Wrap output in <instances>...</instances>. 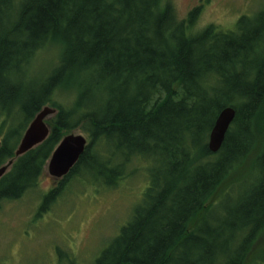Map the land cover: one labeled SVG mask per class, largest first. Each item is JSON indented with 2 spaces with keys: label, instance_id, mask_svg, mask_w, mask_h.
I'll return each instance as SVG.
<instances>
[{
  "label": "trees",
  "instance_id": "16d2710c",
  "mask_svg": "<svg viewBox=\"0 0 264 264\" xmlns=\"http://www.w3.org/2000/svg\"><path fill=\"white\" fill-rule=\"evenodd\" d=\"M200 13L196 7L178 19L170 0H0V22L12 30L0 33V113L13 121L0 167L14 159L42 108L56 110L48 138L1 178L0 207L36 187L61 139L79 129L85 151L44 195L40 213L71 178L110 190L134 159L163 158L160 171L148 174L140 209L92 264H264V250L254 248L264 231V9L239 18L233 30L197 29ZM48 47L57 48L56 61L29 89L24 74ZM88 66L114 87L94 83ZM146 79L149 93L140 88ZM57 92H74L73 104H56ZM229 106L235 118L212 154L208 134ZM250 157L251 180L226 187ZM238 191L246 193L225 212L240 223L218 244L220 225L206 222Z\"/></svg>",
  "mask_w": 264,
  "mask_h": 264
},
{
  "label": "rangeland",
  "instance_id": "374dc122",
  "mask_svg": "<svg viewBox=\"0 0 264 264\" xmlns=\"http://www.w3.org/2000/svg\"><path fill=\"white\" fill-rule=\"evenodd\" d=\"M170 2L178 19H184L193 8L201 7L197 29L212 24L222 30H233L239 18H252L264 9V0ZM56 54L57 48L48 47L36 55L28 72L24 74L25 80L30 83L29 89L42 84L48 68L56 61ZM74 96V92H57L53 100L67 108L73 104ZM8 117L0 113L1 141L13 122ZM77 130H74L72 135H82L86 138L85 134ZM189 143L190 139L187 140V145ZM191 147L192 144L184 146L186 151H191ZM137 160L134 159L130 166L126 167L127 176L110 190L97 189L96 185L89 186L82 182V179L71 178L66 182L61 194L40 213V208L44 206V195L58 187V181L49 176L45 167L36 187L18 200L4 201L1 204L0 264H92L116 237L120 228L127 224L133 213L142 206V197L148 186V174L160 171L163 166V158L159 155L153 156V160L148 162ZM252 162L250 157L243 167L235 170L226 181V187L230 184L236 190L245 184L253 172ZM88 180L87 176L86 181ZM244 193L246 191H238L230 195L229 199L221 200L209 215L206 225L211 228L220 225L221 232L216 243L222 244L226 240L227 233L232 232L229 229L231 225H239L240 222L231 219L225 209L236 206V200ZM222 195L217 197L215 202H218ZM254 248L257 252L264 250V231L260 233Z\"/></svg>",
  "mask_w": 264,
  "mask_h": 264
},
{
  "label": "water",
  "instance_id": "95a60500",
  "mask_svg": "<svg viewBox=\"0 0 264 264\" xmlns=\"http://www.w3.org/2000/svg\"><path fill=\"white\" fill-rule=\"evenodd\" d=\"M235 113V109L231 106L225 107L219 112L208 136L207 149L210 153L216 154L220 150L225 135L235 118ZM55 114L56 110L45 107L34 117L14 152V159L0 167V179L12 166L15 159L38 147L47 139L49 129L45 121ZM86 144V139L81 135L64 137L47 163L46 168L49 176L55 180L66 177L84 153Z\"/></svg>",
  "mask_w": 264,
  "mask_h": 264
},
{
  "label": "bare ground",
  "instance_id": "6f19581e",
  "mask_svg": "<svg viewBox=\"0 0 264 264\" xmlns=\"http://www.w3.org/2000/svg\"><path fill=\"white\" fill-rule=\"evenodd\" d=\"M8 30H9V32H11L12 30H11V28H10V26H9V24H8V20H5V21H3V22H0V33L1 32H3V31H5L4 32V34L6 33V31L8 32ZM5 39H8L9 41L11 40L10 39V37L8 36L7 38L5 37ZM227 56L228 55H225V59L227 58ZM160 57L161 58H163V56L162 55H160ZM166 56H164V58H165ZM86 64H84V66H85ZM211 66H209V68H210ZM88 69L95 75V77L97 78V79H94L93 78V80H94V83H97V84H104V85H106V86H108L109 88H111V87H114V83H113V81H111L112 80V78L111 77H108V78H104V77H101L100 75H98L99 73H98V71L97 70H95V69H93V68H91L90 66H88ZM108 76H110V75H108ZM5 79H7V76L5 77ZM140 84L143 86V87H141L140 86V88H142V89H144L145 90V92H147V93H149V91H148V88H149V82H147V79L146 80H143L142 82H140ZM229 91L230 92H234V91H237V90H234V88H232V89H229ZM1 93V92H0ZM236 94H238L239 92L237 91V92H235ZM220 99L222 98H224L222 95H219L218 96ZM47 108H49L48 106H46ZM45 108V107H44ZM43 109V108H42ZM217 118V117H216ZM216 120V119H215ZM215 122V121H214ZM31 123V122H30ZM29 123V124H30ZM214 125V124H213ZM213 127V126H212ZM212 129V128H211ZM211 131V130H210ZM209 134H210V132H209ZM209 134H208V136H209ZM169 150V149H168ZM10 170H8L2 177H4L8 172H9ZM1 180V179H0ZM207 243H210L211 244V241H207Z\"/></svg>",
  "mask_w": 264,
  "mask_h": 264
}]
</instances>
